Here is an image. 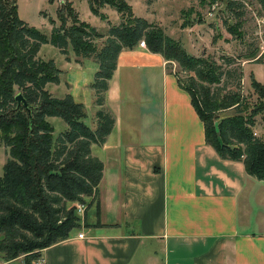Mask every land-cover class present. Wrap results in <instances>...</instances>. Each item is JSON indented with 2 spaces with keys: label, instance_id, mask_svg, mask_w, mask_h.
Wrapping results in <instances>:
<instances>
[{
  "label": "trees",
  "instance_id": "16d2710c",
  "mask_svg": "<svg viewBox=\"0 0 264 264\" xmlns=\"http://www.w3.org/2000/svg\"><path fill=\"white\" fill-rule=\"evenodd\" d=\"M224 1L227 14L222 16V25L242 48L234 58L220 55L217 61L187 53L177 40L135 16L123 0H87L90 12L100 18H105L98 12L101 5L119 14L120 22L110 24L105 37L95 27L78 21L68 2L59 5V23L52 25L47 36L18 17L16 0H0V145L6 147L0 174V259L22 256L23 263L29 264L39 250L65 239L79 225L75 202L90 204L101 176V162L89 156V145L100 143L113 123L107 112L98 109L90 128L82 121L81 103L69 94L53 96L44 88L46 83H58L60 71L53 60L37 56L41 44H50L62 54H67L70 46L75 62L85 58L96 62L89 86L94 104L101 105L118 53L143 40L149 52L175 61L188 73L186 78L174 75L190 96L203 125L205 143L219 157L241 161L247 174L264 181V138L254 135L250 127L254 115L259 114L264 132V85L250 73L256 100L246 106L239 92L238 61L261 63L264 51L259 53L256 44L243 39L245 0ZM254 1L264 20V0ZM100 38L101 44L96 43ZM16 93L23 97L27 110L15 101ZM222 109L233 113L219 118L214 126ZM48 117L60 118L65 129L53 136Z\"/></svg>",
  "mask_w": 264,
  "mask_h": 264
},
{
  "label": "crops",
  "instance_id": "0c3cea01",
  "mask_svg": "<svg viewBox=\"0 0 264 264\" xmlns=\"http://www.w3.org/2000/svg\"><path fill=\"white\" fill-rule=\"evenodd\" d=\"M123 85L149 106L137 134L125 131L130 124L116 130ZM102 96L94 113L102 109L113 123L89 145L102 165L95 198L76 211L79 225L29 264L39 257L42 264H264V181L205 143L190 96L167 61L139 45L121 49ZM0 264L24 263L19 256Z\"/></svg>",
  "mask_w": 264,
  "mask_h": 264
},
{
  "label": "rangeland",
  "instance_id": "374dc122",
  "mask_svg": "<svg viewBox=\"0 0 264 264\" xmlns=\"http://www.w3.org/2000/svg\"><path fill=\"white\" fill-rule=\"evenodd\" d=\"M123 1L131 7L135 16H140L150 24L160 28L163 34L173 40H177L189 54L210 56L218 61L220 55L232 56L234 58L240 48H242L240 46L241 43L229 35L222 25V18L227 14L225 12L226 2L224 0ZM65 2L70 3V7L75 12L78 21L95 27L97 31L102 32L104 37L110 24L120 22L117 11L108 5L97 7L98 12L103 14L105 18L92 14L88 8L87 0H54L53 2H49L48 0H16V11L21 20L48 36L52 25L59 23L57 9L59 5H63ZM244 7V21L241 27L243 39L256 44L260 53L264 51V40L261 39L264 30V20L257 14L258 5L254 0H245ZM49 19L55 22L50 23ZM66 23H69V18H66ZM103 38L96 39V43L101 44ZM66 55L69 60H66ZM37 56L44 60H53L54 66L60 70L58 83H46L44 88L53 96L62 97L69 94L73 100L81 103L85 113L82 121L91 127L94 123L93 115L95 107L92 96L89 93L91 88L88 85L96 69V62L92 58H85L84 65L79 67L75 64L74 58L72 59L74 53L70 46L67 48V54H62L50 44H41L37 51ZM238 61L241 71L239 92L243 95L246 106H248L249 104H254L256 100V94L250 86V73L256 81L264 85V55L261 63L251 60ZM167 64L169 69L177 73L180 78L188 76V73L180 68L175 61H167ZM77 70L81 72V80L78 83L76 82ZM144 71V69L138 71V76L144 77ZM122 88V92L119 94L122 115L119 118L116 130L120 131V128L122 130L125 124H130L131 128H126L125 131L131 130V134H137V131L142 127V109L146 105L147 107L149 106L148 104L145 105L142 97L137 99V95L133 92L128 93L126 85H123ZM92 92L93 90H91V94ZM92 95L94 98V94ZM158 96L159 93L153 96L154 103L159 102ZM231 113H233L232 109H222L221 112L217 113V119L213 120V125L215 126L219 118L225 115L230 116ZM253 119L254 123L250 126L252 133L264 138L263 123L260 115H254ZM47 120L52 125L53 136L66 127L65 123L58 117H48ZM150 122L151 119L144 116V125H150ZM151 130L150 127L148 133H151ZM5 159L6 147L0 145V174ZM83 198L84 200L89 199V197L85 196Z\"/></svg>",
  "mask_w": 264,
  "mask_h": 264
},
{
  "label": "built area",
  "instance_id": "2783aa9c",
  "mask_svg": "<svg viewBox=\"0 0 264 264\" xmlns=\"http://www.w3.org/2000/svg\"><path fill=\"white\" fill-rule=\"evenodd\" d=\"M138 45L140 46V47H145V45H144V42H143V40H140L139 42H138ZM76 211L77 212H80L81 210H82V208H83V205H82V203H76ZM79 237H81V233H78L77 234ZM43 263V261H42V258H36L35 260H33V262H32V264H42Z\"/></svg>",
  "mask_w": 264,
  "mask_h": 264
},
{
  "label": "water",
  "instance_id": "95a60500",
  "mask_svg": "<svg viewBox=\"0 0 264 264\" xmlns=\"http://www.w3.org/2000/svg\"><path fill=\"white\" fill-rule=\"evenodd\" d=\"M14 99H15V101L17 102V104H21L22 106H23V108H27L26 107V103H25V101H24V99H23V97L21 96V94L20 93H16L15 95H14ZM27 110V109H26Z\"/></svg>",
  "mask_w": 264,
  "mask_h": 264
}]
</instances>
